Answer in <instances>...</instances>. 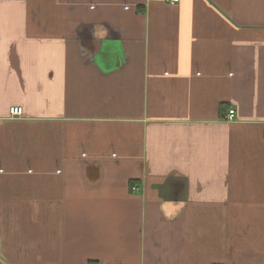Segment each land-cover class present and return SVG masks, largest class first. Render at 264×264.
<instances>
[{
    "label": "crops",
    "instance_id": "1",
    "mask_svg": "<svg viewBox=\"0 0 264 264\" xmlns=\"http://www.w3.org/2000/svg\"><path fill=\"white\" fill-rule=\"evenodd\" d=\"M0 264H264V0H0Z\"/></svg>",
    "mask_w": 264,
    "mask_h": 264
},
{
    "label": "built area",
    "instance_id": "2",
    "mask_svg": "<svg viewBox=\"0 0 264 264\" xmlns=\"http://www.w3.org/2000/svg\"><path fill=\"white\" fill-rule=\"evenodd\" d=\"M159 1H166V2H169V3H176L179 0H159ZM234 112H235V110H230L229 111V114L227 116L228 120H233ZM23 114H24L23 108L20 107V106H14V107H11V109H10V116L11 117H21V116H23ZM132 190L133 191L138 190L137 186H133Z\"/></svg>",
    "mask_w": 264,
    "mask_h": 264
}]
</instances>
